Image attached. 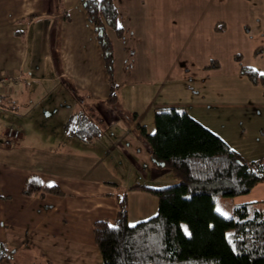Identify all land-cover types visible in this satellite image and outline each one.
<instances>
[{
	"label": "crops",
	"instance_id": "crops-1",
	"mask_svg": "<svg viewBox=\"0 0 264 264\" xmlns=\"http://www.w3.org/2000/svg\"><path fill=\"white\" fill-rule=\"evenodd\" d=\"M112 2L121 36L107 30L116 87L108 104L79 0H0V77H20L0 88V244L7 259L0 264H100L91 226L113 219L114 195L137 201L142 194L153 206L135 187L174 183L163 173L170 184L157 186L138 131L146 132L154 110L182 109L244 160L264 158V86L235 84L239 67L264 75V27L236 20L249 12L247 4ZM217 22L223 31H213ZM252 38L262 39L259 47L247 46ZM75 113L96 126V138L82 142L63 133ZM9 127L19 135L4 145ZM31 175L63 196L23 197Z\"/></svg>",
	"mask_w": 264,
	"mask_h": 264
},
{
	"label": "trees",
	"instance_id": "trees-1",
	"mask_svg": "<svg viewBox=\"0 0 264 264\" xmlns=\"http://www.w3.org/2000/svg\"><path fill=\"white\" fill-rule=\"evenodd\" d=\"M79 5L99 50L110 104L116 87L107 30L121 36L117 12L112 0H79ZM223 30L222 22L213 25L214 32ZM233 59L240 62V55ZM239 74L251 86H264V75L250 68L239 67ZM152 124L150 134L138 127L148 145L149 160L168 170L175 182L160 188L135 187L157 200V212L133 225L127 220L126 193L114 195L113 219L95 221L91 226L100 264H264V209L235 205L229 219L213 209L215 198L244 196L264 183V158L244 160L182 109L154 110ZM62 131L82 142L99 134L80 113L69 117ZM20 192L23 197L63 196L58 187H44L34 175L25 179ZM6 260L0 244V262Z\"/></svg>",
	"mask_w": 264,
	"mask_h": 264
},
{
	"label": "rangeland",
	"instance_id": "rangeland-1",
	"mask_svg": "<svg viewBox=\"0 0 264 264\" xmlns=\"http://www.w3.org/2000/svg\"><path fill=\"white\" fill-rule=\"evenodd\" d=\"M243 3L247 4V8H249V12L243 17V18H236L237 22L239 20H242V22L248 23L251 22V26H263L264 27V0H242ZM237 22H235L234 25H237ZM260 42L262 43V39L252 38L249 42H247V46H251L252 48H257L260 45ZM246 51V50H245ZM244 51V52H245ZM248 58L245 57V61ZM180 67H177L178 70ZM176 71V70H175ZM174 71V74L176 72ZM179 73V71H177ZM240 83L248 84L247 80L240 76L239 80L236 81V85H240ZM1 118V116H0ZM146 124V132L150 134L152 132L153 124L147 123ZM143 145H146V143L142 140ZM122 162V159L120 158V163ZM155 177L159 182L157 186H161V184H170L164 177H162L163 173H169L168 170L163 168L156 167L155 171ZM173 182H175L174 178ZM168 182V183H167ZM142 194H139V199L137 201H134V197L132 195L128 196L127 201V220L130 225H133L137 222H141L144 220H147L148 218L153 217L157 212V200L155 198H151V201L153 203L150 204L145 199H141ZM240 204H248L251 206L252 209L255 210H263L264 209V183L256 184L252 190L249 192V194L244 196H238L233 198L228 197H217L214 199V206L213 209L215 213L220 215L224 219H229L232 215V208L235 205ZM181 231L187 235V230L184 224L180 225Z\"/></svg>",
	"mask_w": 264,
	"mask_h": 264
},
{
	"label": "built area",
	"instance_id": "built-area-1",
	"mask_svg": "<svg viewBox=\"0 0 264 264\" xmlns=\"http://www.w3.org/2000/svg\"><path fill=\"white\" fill-rule=\"evenodd\" d=\"M20 77H11V76H1L0 77V88L3 90L5 88L6 83L16 84L18 83ZM4 145H9L14 142L18 138V131L13 128H7L4 132Z\"/></svg>",
	"mask_w": 264,
	"mask_h": 264
},
{
	"label": "snow or ice",
	"instance_id": "snow-or-ice-1",
	"mask_svg": "<svg viewBox=\"0 0 264 264\" xmlns=\"http://www.w3.org/2000/svg\"><path fill=\"white\" fill-rule=\"evenodd\" d=\"M49 186H51V185H49Z\"/></svg>",
	"mask_w": 264,
	"mask_h": 264
}]
</instances>
